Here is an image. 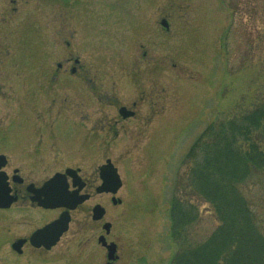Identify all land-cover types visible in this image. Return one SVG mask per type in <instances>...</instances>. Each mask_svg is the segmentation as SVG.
I'll list each match as a JSON object with an SVG mask.
<instances>
[{
    "label": "rangeland",
    "instance_id": "1",
    "mask_svg": "<svg viewBox=\"0 0 264 264\" xmlns=\"http://www.w3.org/2000/svg\"><path fill=\"white\" fill-rule=\"evenodd\" d=\"M70 52L83 64L77 76L66 70ZM0 85V130L49 129L67 166L90 171L107 154L122 179V203L98 195L49 252L14 253L24 224L0 213V264H106L103 231L86 220L94 203L112 223L115 264H169L178 247L168 202L182 159L212 122L264 99V0H32L18 14L0 0ZM134 102L137 116L115 125ZM242 190L264 236V173ZM200 212L194 238L204 241L219 221L208 204ZM52 216L34 211L31 226Z\"/></svg>",
    "mask_w": 264,
    "mask_h": 264
},
{
    "label": "trees",
    "instance_id": "2",
    "mask_svg": "<svg viewBox=\"0 0 264 264\" xmlns=\"http://www.w3.org/2000/svg\"><path fill=\"white\" fill-rule=\"evenodd\" d=\"M263 173L264 99L212 122L182 159L168 202V237L178 247L169 264H264V236L242 190ZM201 203L219 221L204 241L194 238Z\"/></svg>",
    "mask_w": 264,
    "mask_h": 264
},
{
    "label": "flooded vegetation",
    "instance_id": "3",
    "mask_svg": "<svg viewBox=\"0 0 264 264\" xmlns=\"http://www.w3.org/2000/svg\"><path fill=\"white\" fill-rule=\"evenodd\" d=\"M7 1L14 14H18L23 5L28 7L32 2V0ZM50 1L56 2L61 6L68 0ZM59 13L62 15L61 10H59ZM164 20L167 22L166 26L163 25ZM160 25L167 31L170 30V24L166 19L161 20ZM60 34V36H62L65 33L62 31ZM65 46L67 49L71 50L70 48L72 44L69 41H65ZM65 63L68 65V68L66 69L67 72L69 71L72 76L79 75L83 70L81 58L80 56L75 55V53L70 52L65 58ZM64 68V63L59 62L57 64L58 71H61ZM1 91L2 86L0 85V93ZM123 107H125L126 110H122ZM118 114L121 119H118L115 125H118L121 121H125L128 118L137 116L138 102H134L131 108L123 105L120 106L118 108ZM112 124V122H108L107 125L111 126ZM95 128L91 130L93 131ZM50 136L51 133L49 129L47 130L36 127H12L10 129L0 130V197H2L1 204L5 205L0 207V213L1 215L6 216L11 215L9 212L13 211V221L24 224V228L15 230L12 233V240L10 242L14 253L19 255H23L27 251L44 253L55 248L62 241L67 232L61 236L58 243L51 249H47L44 244L41 247H37L31 239L38 230L57 221L62 215H69L70 228L74 221V215L77 212L82 211L86 204L97 199L98 195H111V202L114 206H118L122 203L114 202V198L117 200L119 199L116 196L117 193L98 192V188L103 183V177L109 176L111 166L115 167L110 156L105 154L101 159V163L97 162L94 164L90 171H85L80 164L67 166L61 155V150L56 149V141L50 145ZM50 146H52L51 148H53V150ZM51 182L54 191L58 192L61 188H65L71 197L75 199L78 198V200L86 197V200L81 203L75 202L76 207L74 209L63 206H44L43 202L46 199L45 186ZM98 205L99 203H94L88 207L86 220L87 224L92 228L96 227L102 229L103 232L100 234V238L106 233L104 225L109 221L106 220V213L101 219L96 218L95 208ZM34 211H40L43 213L52 212L53 216L48 221L34 228L31 226ZM110 234L106 235L108 243H115L113 240L108 239ZM14 246L17 247L16 250L14 249ZM101 246L108 254L107 248L103 245ZM116 251V260L107 261L106 264H115L118 261V245Z\"/></svg>",
    "mask_w": 264,
    "mask_h": 264
},
{
    "label": "water",
    "instance_id": "4",
    "mask_svg": "<svg viewBox=\"0 0 264 264\" xmlns=\"http://www.w3.org/2000/svg\"><path fill=\"white\" fill-rule=\"evenodd\" d=\"M166 21H163V25L166 26ZM122 110H126L125 107L122 108ZM121 110V111H122ZM109 168V167H108ZM53 184L52 182L47 184L45 186V192H46V199L43 202L44 206L46 207H55V206H63L66 208L74 209L76 207L75 202H84L86 200V197H83L82 199L73 198L69 195L68 191L65 188H61L58 190V192L54 191L52 188ZM122 187V179L120 177V174L118 173V169L114 166H111L110 173L108 177H103V183L98 188V192H112L116 194L120 188ZM2 197H0V207L5 206L1 204ZM114 202H122L121 199L114 198ZM96 218L101 219L105 214V209L98 205L95 208ZM69 223H70V217L69 215H62L60 219L57 221L47 225L46 227L38 230L32 237V242L35 246L41 247L43 244L47 249L53 248L58 241L60 240L61 236L66 233L69 230ZM112 228L111 223H106L104 225V230L106 231V235L110 234ZM106 235H102L99 238V242L101 245L107 248L108 254L107 258L109 261L116 260V243H108L106 240ZM16 246H14V249L16 250Z\"/></svg>",
    "mask_w": 264,
    "mask_h": 264
}]
</instances>
